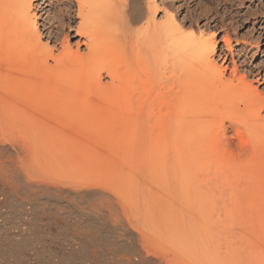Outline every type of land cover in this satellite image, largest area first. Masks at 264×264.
<instances>
[{
  "label": "bare ground",
  "instance_id": "obj_1",
  "mask_svg": "<svg viewBox=\"0 0 264 264\" xmlns=\"http://www.w3.org/2000/svg\"><path fill=\"white\" fill-rule=\"evenodd\" d=\"M74 1L76 12L68 3L49 15L46 37L31 0H0L1 194L67 189L83 200L96 193L80 206L92 230L133 236L132 250L112 264H264V212L244 198L254 168L264 182V93L254 86L264 81L254 70L241 76L235 61L248 42L235 54L229 25L219 20L218 54L219 34H185L171 10L158 22L155 0L143 7L142 0ZM249 1L231 26H253L259 48L264 0ZM77 37L74 49L69 39ZM35 200L18 202L28 211Z\"/></svg>",
  "mask_w": 264,
  "mask_h": 264
},
{
  "label": "rangeland",
  "instance_id": "obj_2",
  "mask_svg": "<svg viewBox=\"0 0 264 264\" xmlns=\"http://www.w3.org/2000/svg\"><path fill=\"white\" fill-rule=\"evenodd\" d=\"M31 1H32L31 3L33 6V7H31V9H32L31 11L34 12L33 14L37 16L38 23L40 26V30L43 33V35L46 37H47L48 32L46 30H44V28H42V24H44L46 22V19L49 17L50 14H53L54 12L59 13L60 11H62V8L63 9L67 8V7L71 6L72 4L75 5V6H73V10L75 12L77 10V5H76L74 0H71V1H69V0H31ZM142 1L141 2L143 4L141 7H143L144 3H145V0H142ZM167 1H168V3H166V4H167V7L169 5L168 8L165 5L163 6V3L160 0H155V2H156L155 9H157L156 7H158V10L156 13V18H157L156 20H158V22L165 19L164 13H166L167 11L169 13L171 10L172 14L171 13L170 14L175 17V20L179 26H180V24L183 25L182 27L181 26L180 27L182 28V32H184L185 34L187 32L189 34L190 31H192L191 33H194V35L197 37H198V35H196V34H199V37H200V34L202 32L204 33V36H206V37H208V35L210 37L213 32L219 34L217 36V41L220 43V47H219V51H218V54H219L220 48L223 46L222 36L225 35V32L222 31L221 33H219L221 31V29L219 28L220 30L218 29L219 30L218 31V30L214 29L215 28L214 26L217 24V21H219V20L225 21V24L229 25L227 31L230 34V37L232 39V44H233V48L235 50V54H238L239 51L244 49V47H245L244 42H248L247 53L244 55H238V58H236V60H235L237 63L239 74L241 76H243L247 71L254 70L255 73L259 72L260 78H262L264 81V45H263L264 39H263L260 47L258 48L256 46V43H254L255 42L254 40L257 37V33H256V30L253 29V26H251L250 24H247V25L239 24V25H241V27L234 30V31H233V29H235V26L233 29L231 26L232 22H234L232 20L233 18H236L239 16H245L248 14L249 10L251 9V7H250L251 2L249 0H241L243 2L242 4H239V2L236 0H229L228 2L225 0H167ZM68 3H69V6H68ZM224 3L228 4V6L225 7L223 5ZM164 7L166 8V11H165ZM204 10L205 11L207 10V12H205ZM208 13H209V15H211L213 17V19H211V21H208L206 18L207 16H209ZM214 19H215V21L213 22ZM77 23H78V21H77ZM251 23H253V21H251ZM207 25L211 26V28L208 29ZM47 27H48V25H47ZM74 35H75V33H72V36H74ZM78 39H79L78 37L69 39L71 42V45L74 49L76 48L75 42ZM46 41H47V39L45 38L43 41V44L46 43ZM59 42L60 41H58L56 44H54V42H53L52 46L57 45V47H59L58 46ZM250 43H252L253 45L249 46ZM262 45H263V47H261ZM81 48H82V46H81ZM81 50L84 51V47ZM230 61L231 60H229V62H228L229 69L226 72V77L230 76V74L232 73L233 68H234L232 63H230ZM215 62H217L219 66L222 65V61L218 60V57H215ZM176 64H178V63L176 62ZM251 79H252V77H249V81H251ZM104 81H108V80L105 78ZM251 82L254 83V81H251ZM254 86L257 87L260 92L264 93V82L262 85L254 83ZM262 115L264 116V111H263ZM95 131L96 130L93 129V130L89 131V134L87 132L86 136H88V137L93 136L94 137L96 135ZM227 136L230 140L234 141V144L236 143V146H238L237 145L238 141H236V139L234 138V133L231 129L227 130ZM93 137H91V138H93ZM45 165L46 164H43L42 167L43 166L45 167ZM45 169H46V167H45ZM38 170L42 171L41 165H39ZM39 171H37V172L42 174V175H47L46 171L44 172V174H43V172L41 173ZM48 171H50V169ZM252 171H254L256 173L255 175H257L258 177L254 180H252V179L250 180V182L248 183V187L250 188L251 194H249L246 197L244 196V198H245L246 203H248L250 205V206L247 205L249 209L251 207L250 210H252L253 212H264V182L260 183L261 182L260 177L262 176L263 171H262V168H258V167L254 168ZM27 190L28 189L23 190L24 192L20 191L21 193H19V192L16 193V190H15V191H12V193L9 192L7 195L5 194L4 196L1 194L2 192L0 191V241L2 242V246L4 245L3 246L4 248H2V246L0 244V248L2 249V250L0 249L1 250L0 255H3V254L11 255L9 257L10 260L8 258H4V257H7V255H4V257L0 256V258L3 257L2 258L3 261H2V259H0L1 260L0 264H1V262H2V264H10L11 262L13 264H18V263L19 264H23V263H28V264H47V263L48 264H58L59 261H60V264H67V262L69 264L70 263L72 264L73 262L74 263L77 262L75 264H92V263L94 264L95 262H96L95 264H108L109 261H110L109 264H112L113 259L115 257L126 255L127 253H129L132 250L131 248L134 247L133 241H132L133 236H132V233H130V232L129 233L131 235L129 234L130 235L129 236L128 234L126 235L123 232L119 231L121 233L120 234V233L114 231L113 229L112 230L108 229V231H105V230H107V228L105 229V228H102L101 226H97V227H101L104 230V231H101L100 230L101 228H99V230L101 232L99 230H98V232H100V233L95 231L98 228H95L92 230V228L96 227V226L94 225V223L91 219L88 218L89 221L85 220L84 216L82 215L83 211H82V213L80 212L81 211L80 206H83L85 208V205H86V207L88 205H91L92 201L96 198V196L94 195L96 193H94V194L92 193V196L95 198H93L91 196L92 198L90 199L89 197L87 198V195H86L85 196L86 199L83 198V200H81L80 197H79L80 199H78V197H76L77 200H75V197L72 196L70 193H68L69 191L67 189L63 192H61V191L59 192L57 190L56 191L55 190H41V191H36V192L33 191V193H32V191L30 193V190H28L29 192ZM97 190L106 192L110 196H112L113 199H115V195L112 194L111 192H109L107 189L98 187ZM11 194H13V195H11ZM50 195H54L53 199L50 198ZM55 195L57 197H55ZM90 195H91V193H90ZM90 195H88V196H90ZM5 196L9 197L8 201L11 203L7 202L8 198L7 197L5 198ZM11 197H13V199ZM38 197H40V198H38ZM71 197H74V199H72ZM14 198H15V201L17 200L15 204H14ZM31 198L36 199L34 201V203L32 204L34 206L31 205V210L25 211V208H23V206H21L20 202H18V201L19 200H28ZM48 198L51 199L52 201L48 200ZM46 199L48 202L43 201ZM70 199H72V200L70 201ZM37 200H39V201H37ZM75 201L77 202V204H74ZM89 201H91V202H89ZM83 207H82V210L84 209ZM29 208H30V206H29ZM76 210H78V211H76ZM23 211H24V213H23ZM28 213H29V215H28ZM78 213H80V214H78ZM23 215H25V216L27 215V216L25 217ZM33 215L35 218L33 217ZM20 216H21V218H24V219L21 220ZM79 216H81L82 218ZM77 218H79V219H77ZM90 220L92 221L93 224L90 222ZM24 221H26L25 224H24ZM31 221H33L34 223ZM78 221L79 222L83 221L82 222L83 225L81 223H80L81 224L80 225ZM27 222H28V224H27ZM88 222L91 223L92 226H90L91 224L87 225V224H89ZM29 223H30V225H29ZM84 223H86V225ZM26 225H27V227H26ZM19 226L21 228H19ZM33 226L34 227L36 226L35 229L33 228ZM84 226H85V228L88 226V229L86 228L85 231L84 230L81 231V228ZM75 227L77 228V230H75ZM108 228H112V227H108ZM20 229H22V230H20ZM31 229H34V230H31ZM82 229H84V228H82ZM89 229H91V230H89ZM86 230H89L90 233ZM32 231L33 232L36 231V232L33 233ZM28 232H30V233H28ZM80 232H81V234H80ZM86 232H88L87 233L88 235L85 234ZM25 233L28 235H24ZM82 233L84 236H82ZM104 233H105V235H104ZM98 234H101L100 237ZM21 235H23L24 237ZM26 236L28 237L27 239H25ZM85 236H86V238L88 236L89 239L88 238L86 239ZM123 236H124V239H123ZM21 238H22V240H21ZM106 238H109V239H106ZM127 238H128V240H127ZM80 239L84 242V244ZM121 239L125 240L126 247H125V242ZM2 240H4V241H2ZM108 240H113V241H111L112 243H110V241H108ZM76 241L77 242L80 241L82 243H77ZM30 242H31V244H29ZM104 242H105V244H104ZM101 244L103 245L104 248L102 247ZM118 244H120L121 246ZM12 247H15V248H12ZM82 248H83V250H82ZM85 248H87V249H85ZM21 249H23V250H21ZM109 249H111V251ZM7 250H9V251H7ZM75 250H77V252H74ZM3 251L6 253L2 254ZM87 251H89V253ZM8 252H10V253H8ZM12 253H15V254H12ZM21 253H23V254H21ZM79 253H81V254H79ZM82 253H84V254H82ZM112 254H114V255H112ZM69 255L71 257L73 256L72 259H70L71 257ZM79 255H81L82 257ZM16 256H17V258H16ZM22 256H24V257H22ZM77 258L79 260H77ZM4 259H7V260L5 261ZM30 260H31V262H30ZM72 260H75V261H72ZM4 261L6 263H3ZM7 262H9V263H7Z\"/></svg>",
  "mask_w": 264,
  "mask_h": 264
}]
</instances>
